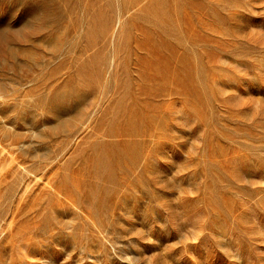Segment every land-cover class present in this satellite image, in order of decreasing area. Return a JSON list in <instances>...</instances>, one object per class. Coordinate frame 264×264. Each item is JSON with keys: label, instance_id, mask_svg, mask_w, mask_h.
Segmentation results:
<instances>
[{"label": "rangeland", "instance_id": "1", "mask_svg": "<svg viewBox=\"0 0 264 264\" xmlns=\"http://www.w3.org/2000/svg\"><path fill=\"white\" fill-rule=\"evenodd\" d=\"M0 264H264V0H0Z\"/></svg>", "mask_w": 264, "mask_h": 264}]
</instances>
